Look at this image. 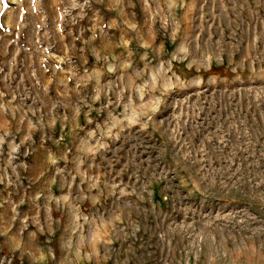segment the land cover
Here are the masks:
<instances>
[{
  "label": "rangeland",
  "instance_id": "374dc122",
  "mask_svg": "<svg viewBox=\"0 0 264 264\" xmlns=\"http://www.w3.org/2000/svg\"><path fill=\"white\" fill-rule=\"evenodd\" d=\"M0 264H264V0H0Z\"/></svg>",
  "mask_w": 264,
  "mask_h": 264
}]
</instances>
